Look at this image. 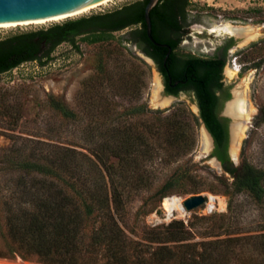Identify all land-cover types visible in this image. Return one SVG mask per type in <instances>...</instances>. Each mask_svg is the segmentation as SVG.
<instances>
[{"label": "rangeland", "instance_id": "obj_1", "mask_svg": "<svg viewBox=\"0 0 264 264\" xmlns=\"http://www.w3.org/2000/svg\"><path fill=\"white\" fill-rule=\"evenodd\" d=\"M137 1L142 0H115L71 20L111 13ZM187 19L194 32L177 50L183 58L211 56L217 45L235 39L224 69L230 97L221 113L229 118V152L239 121L232 111L237 94L246 98L251 115L232 160L234 173L216 162L214 143L207 148L194 95L182 93L171 100L165 95L156 63L128 40L139 27L133 26L95 41L87 39L92 36L77 37L75 43L59 45L48 60L27 62L0 75L3 208V203L32 198L21 180L27 190L42 194L38 184L33 187L35 178L68 189L74 180L66 167L77 168L91 173L88 183L93 185L98 167L104 175L113 172L120 186L118 220L130 238L141 240L149 228L181 220L195 224L199 234L191 242L238 239L225 263H264V194L258 200L235 188L244 166L264 172V0H189ZM65 22L0 28V41ZM247 27L258 28L255 40L246 42L236 32H227ZM37 163L62 177L26 170ZM195 192L224 198L226 210L208 212L205 204L186 217L168 219L164 199L177 196L185 201ZM5 215L3 209L0 231ZM211 228L215 236L202 235ZM0 262L43 264L20 257Z\"/></svg>", "mask_w": 264, "mask_h": 264}, {"label": "trees", "instance_id": "obj_2", "mask_svg": "<svg viewBox=\"0 0 264 264\" xmlns=\"http://www.w3.org/2000/svg\"><path fill=\"white\" fill-rule=\"evenodd\" d=\"M148 2L137 1L111 13L70 20L46 30L1 40L0 75L27 62L48 60L59 45L75 43L77 37L92 36L87 39L95 41L106 34L139 26L128 34V40L135 42L158 64L166 78L167 93L194 92L201 119L215 140L213 156L226 172L234 173L228 125L217 116L221 101L217 92L223 89L225 61L218 57L183 58L174 51L168 56L169 50L155 45L147 35L145 9ZM188 2L161 0L151 11L152 35L156 41L171 43L173 49L176 48L178 41L171 40L182 25L187 24ZM175 83L179 85L173 88ZM26 170L54 175L51 167L38 163L28 164ZM66 172L74 180L68 187L74 195L54 182L35 178L33 187L38 184L37 192L43 190L45 196L27 190L21 180L25 193L32 198L3 203L4 208L0 204V218L3 209L6 214L5 226L0 231V258L20 257L43 264H229L225 262L229 261L231 245L238 239L191 242L199 234L193 229L195 224L186 225L181 220L149 228L141 240L132 239L118 220L123 193L115 182L114 173L108 170L104 175L97 167V182L93 181L92 185L88 183L91 173L68 167ZM263 181L264 172L244 166L237 174L235 188L237 192L249 191L261 200ZM212 229L202 235L215 236ZM261 246L264 250V240Z\"/></svg>", "mask_w": 264, "mask_h": 264}, {"label": "water", "instance_id": "obj_3", "mask_svg": "<svg viewBox=\"0 0 264 264\" xmlns=\"http://www.w3.org/2000/svg\"><path fill=\"white\" fill-rule=\"evenodd\" d=\"M112 1L115 0H0V28L69 21ZM160 1L161 0H149L146 6L145 21L147 25V35L155 45L169 48V56L172 50L171 47L159 44L152 35V20L150 14ZM168 97L173 99L177 98L174 96ZM203 124L205 132L208 134L215 147L214 137L204 122ZM231 141L232 149H230L229 154L231 159L234 160V153L238 146L235 132L231 134ZM216 162L222 167L218 159H216ZM207 201L208 198L204 195H196L185 200L184 206L188 211H191L205 205Z\"/></svg>", "mask_w": 264, "mask_h": 264}, {"label": "bare ground", "instance_id": "obj_4", "mask_svg": "<svg viewBox=\"0 0 264 264\" xmlns=\"http://www.w3.org/2000/svg\"><path fill=\"white\" fill-rule=\"evenodd\" d=\"M13 27H16V26H13ZM4 28H9V27H4ZM257 29L253 27H247L241 30L239 29L234 30L233 28V31H232L231 28H228L227 32H232V33L236 32L239 36H243L246 42H249V41L255 40L259 36V32ZM232 111L235 117L238 118L239 120L236 126V129H234L236 142L237 144H239L240 139L243 135L245 126L248 124L249 117L251 115L249 111V106L246 102V98H244L243 94H237V99L233 104ZM210 140L211 139L208 136V134L204 132V142L208 144L207 146L208 149L210 148L211 142H212ZM234 154L236 156V152ZM162 203H163L162 206L166 212V216L168 217V219L175 217L176 214L179 215L180 217H186L189 214L188 210L184 206L183 199L177 196L166 197ZM226 207H227L226 200L216 195H210L206 203V210L208 212H213L214 210L224 211L226 210ZM0 264H10V263L0 262Z\"/></svg>", "mask_w": 264, "mask_h": 264}, {"label": "flooded vegetation", "instance_id": "obj_5", "mask_svg": "<svg viewBox=\"0 0 264 264\" xmlns=\"http://www.w3.org/2000/svg\"><path fill=\"white\" fill-rule=\"evenodd\" d=\"M194 32L191 28L188 27L187 24L182 25L181 30L179 31V33H177V35L174 36L173 40L171 41H178L177 46L175 49H173L171 43L165 42V43H160L162 45H168L169 47H171V52H177V50L179 49V47L181 46L182 43H184L190 36L191 33ZM235 46V39L231 38L228 39L226 41H224L222 44L217 45L214 52L208 55L211 56H207V57H201V58H212V57H218V59L225 61V63L227 64L229 55L231 50L233 49V47ZM159 47V46H158ZM161 48H166V47H161ZM169 50V48H167ZM171 54V53H170ZM152 59V58H151ZM153 60V59H152ZM154 61V60H153ZM155 62V61H154ZM156 63V62H155ZM158 69H159V73L162 77L163 80V84H164V93L166 96H174V97H179L180 94L185 93V94H193L194 97L196 98L195 94L193 91H187V90H181L178 94H169L167 93V86H166V78L165 75L163 74V72L161 71L160 67L158 66V64L156 63ZM225 69V68H224ZM224 70H223V74H222V79L221 82L223 83V89L221 91L217 92V95L221 98L220 101V107L217 110V116L219 118V120L223 123H227L228 125V134L230 133L229 131V118L222 116V107L224 105V103L227 101V99H229L230 97V90L229 88L226 86L225 81H224ZM183 84H186L187 81H182ZM177 85H179V83H175V85H173V88L177 87ZM229 95V97H228ZM197 102V99H196ZM198 105V102H197ZM199 108V105H198ZM199 112H200V108H199ZM220 162V161H219Z\"/></svg>", "mask_w": 264, "mask_h": 264}, {"label": "built area", "instance_id": "obj_6", "mask_svg": "<svg viewBox=\"0 0 264 264\" xmlns=\"http://www.w3.org/2000/svg\"><path fill=\"white\" fill-rule=\"evenodd\" d=\"M237 65V61L236 62H234V66H236Z\"/></svg>", "mask_w": 264, "mask_h": 264}]
</instances>
